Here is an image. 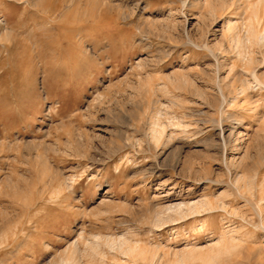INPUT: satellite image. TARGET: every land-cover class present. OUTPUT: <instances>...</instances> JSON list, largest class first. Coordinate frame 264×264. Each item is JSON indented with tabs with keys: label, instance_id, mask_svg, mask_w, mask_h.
Segmentation results:
<instances>
[{
	"label": "rangeland",
	"instance_id": "1",
	"mask_svg": "<svg viewBox=\"0 0 264 264\" xmlns=\"http://www.w3.org/2000/svg\"><path fill=\"white\" fill-rule=\"evenodd\" d=\"M252 9L0 0V264H264V42L228 31Z\"/></svg>",
	"mask_w": 264,
	"mask_h": 264
},
{
	"label": "bare ground",
	"instance_id": "2",
	"mask_svg": "<svg viewBox=\"0 0 264 264\" xmlns=\"http://www.w3.org/2000/svg\"><path fill=\"white\" fill-rule=\"evenodd\" d=\"M235 4V3H234ZM249 5V4H248ZM256 6V5H254ZM250 7V6H248ZM259 8V7H258ZM55 10L57 9V7L54 8ZM247 9V8H246ZM251 10V8H250ZM250 12V11H249ZM252 14V15H251ZM250 17L248 18V21L245 22L246 23V33L245 35H243V38L238 36V34L235 32V26H233V24L230 25L228 31L231 35V33H233V36H234V42H235V45L238 49V52L240 54H243L244 50H245V47L248 46V45H253V43H263L264 42V29L260 32L258 31V29H256L254 27V24L253 22L255 20H258V14H257V11L256 9H252V13H251ZM2 21V20H1ZM235 25V24H234ZM243 26V25H241ZM244 27V26H243ZM232 36V35H231ZM233 43V42H232ZM249 47V46H248ZM247 48V47H246ZM238 53V54H239ZM249 58H248V64L251 63L253 61V58H252V54L248 55ZM249 69V68H248ZM249 102V101H248ZM154 130V129H153ZM158 131V130H157ZM154 133V132H153ZM161 134V133H160ZM200 203V202H199ZM204 204H208V203H204ZM176 205V204H175ZM179 206V205H177ZM194 207H198V205L196 206V204H194ZM91 244V243H89ZM106 244L110 247H117L121 252H124L125 254H128V255H132V256H145L147 254V250L144 249V248H141L135 244H131L129 241L125 240V239H107L106 240ZM96 245V244H95ZM94 245V246H95ZM94 248V247H93ZM197 249V248H196ZM219 249V248H218ZM190 250V249H189ZM215 252V253H214ZM213 253V254H212ZM210 252V254H208V256H206V263L207 264H211L216 256L218 255L219 251H213V252ZM221 254V253H220ZM71 261V260H70ZM61 264H71L69 262V260H64L63 263L61 262ZM176 264H183V261L182 260H177L176 261Z\"/></svg>",
	"mask_w": 264,
	"mask_h": 264
}]
</instances>
